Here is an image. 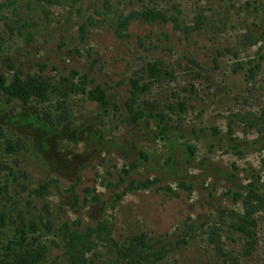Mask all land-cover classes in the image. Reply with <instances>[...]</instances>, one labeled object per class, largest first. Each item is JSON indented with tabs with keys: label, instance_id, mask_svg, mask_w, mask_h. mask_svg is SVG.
<instances>
[{
	"label": "rangeland",
	"instance_id": "374dc122",
	"mask_svg": "<svg viewBox=\"0 0 264 264\" xmlns=\"http://www.w3.org/2000/svg\"><path fill=\"white\" fill-rule=\"evenodd\" d=\"M4 3L0 264H68L60 226L100 220L121 244L185 234L158 264H264V203L245 201L264 181V0Z\"/></svg>",
	"mask_w": 264,
	"mask_h": 264
},
{
	"label": "trees",
	"instance_id": "16d2710c",
	"mask_svg": "<svg viewBox=\"0 0 264 264\" xmlns=\"http://www.w3.org/2000/svg\"><path fill=\"white\" fill-rule=\"evenodd\" d=\"M55 1V0H46ZM0 4V8L4 7ZM135 14V13H133ZM131 14L126 19L121 18V23L116 25V32L119 37H128L127 32L131 20L134 18ZM168 18H164L166 22ZM87 30L85 26L81 27L82 33ZM16 80L23 81L21 73H16ZM0 85H6L3 76L0 77ZM138 93L134 85L131 91L130 99L127 102L129 112L135 116V104ZM157 184V180L132 181L126 191H136L139 189H150ZM161 189V188H160ZM170 189V188H169ZM123 195V194H122ZM119 198L121 196L119 195ZM246 203H264V181L260 177L252 180L247 185ZM243 221L252 223L254 220L250 216L243 217ZM60 233L63 240L64 253L68 264H93L88 259V254L94 250H98L100 245L106 246L109 252L115 253L121 257V261L117 260L113 263L104 262L103 264H158L160 260L174 248H182L188 243L185 234L173 237L171 234L160 235L156 238H146L144 236H136L127 243H120L113 236V226L104 220L98 221L95 225L81 226L80 222H64L60 226ZM123 261V262H122Z\"/></svg>",
	"mask_w": 264,
	"mask_h": 264
}]
</instances>
